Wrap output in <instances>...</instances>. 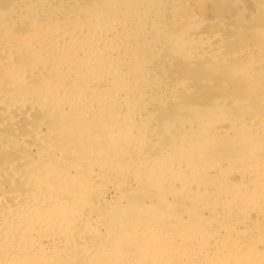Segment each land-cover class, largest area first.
<instances>
[{
	"label": "bare ground",
	"instance_id": "bare-ground-1",
	"mask_svg": "<svg viewBox=\"0 0 264 264\" xmlns=\"http://www.w3.org/2000/svg\"><path fill=\"white\" fill-rule=\"evenodd\" d=\"M15 1L17 4L18 1L24 2V5L20 7L18 4L17 7L14 2L15 4L0 7V28L3 30L13 25L15 20L20 21L23 18L27 19L28 26L20 34L13 30L14 32L9 33V36L0 37V51L5 53L4 58L0 56L2 57L0 79L5 83L4 88L0 89V113L8 118L18 114L26 117L30 114L26 112L35 109L52 114L48 116L52 118L53 123L46 120V123L51 124L49 127L46 126L51 129L46 140L51 141L52 146L54 145L57 155L55 151L54 156L41 153L38 156H31V159L26 162H22L26 156L22 158L23 160L14 157L8 160L7 157L2 158L3 156L0 158V184L5 182V179L6 182L8 179L20 180L22 181L20 186L23 187L15 183L14 185L20 187V190L14 188L0 191V264H264V178L254 177L246 182L242 180L245 185L244 189L241 187L242 191H225L226 189L222 191L220 190L223 187L222 184L219 190L210 189L211 187L204 189L200 184L202 189L199 185L191 189L187 183L191 177H200L197 181L199 183L200 179L202 181L207 179V176L201 177L202 174L208 170L212 172V169L206 171V167L198 164L201 160L193 162L192 159L189 160L188 167L183 161L185 168L175 167L172 166L174 161L172 164L169 149L162 148L163 150L158 152H150L147 149L149 152H145L146 149L143 147L142 152L138 149L133 151L135 157L133 155L134 159L131 158L136 165L132 164L133 169L129 168L132 169L129 175H132L137 185L153 190L154 193H152L157 199L152 195L149 197L151 192L147 191L149 195L143 194L140 187L137 189H141L139 190L141 200L142 195H145L143 198L146 195L149 197L144 201L135 198L138 191H135L137 192L135 197L131 196L134 192L129 191L131 193L129 199H134L125 200L121 191L126 188L120 191L117 187L114 189L115 192L110 194L111 197L103 194L94 201L89 199L91 198L89 193L94 185L100 184L101 189L111 188L113 180L117 182L121 179L118 178L119 170L117 169L118 161L123 153L110 154L107 151L115 149V146L120 144L121 139L118 138L117 133L120 131L128 133L132 126H134L133 129L135 128L132 130L136 142L154 145L162 136L166 139L165 141H169L166 145L174 147L173 156L178 155L177 152L181 157H185L183 155H188L187 152L218 151L214 146H217L219 141L213 134L216 133L213 129L217 128L212 126H217L216 121L224 112L219 109L223 106L224 99L217 100L214 99L216 95H212V98L210 97L211 99L207 101L209 98L207 94V103L212 99L213 102L210 106L206 101L201 102V105H207L203 107L199 105L200 103H196L197 98L194 103L192 99L190 101L186 99L188 102L183 98L182 100L188 104L182 100L178 103L183 102L185 112H183V106L178 108L181 107L184 115H178L177 108L173 110L176 116L171 113L172 110L167 114L163 111L164 115L170 113L174 116L162 115L159 132H156L158 131L156 129L153 130L150 125L152 119H156L155 110L154 112L152 110L151 114L148 108L142 106L144 100H147V94L153 90L151 86L155 85L153 84L155 63L157 62L156 66L159 67V64L163 65L169 61L162 57L163 54L161 56L160 47V52L156 56L150 49L152 45L166 41V44L170 46L167 49L172 53L171 55H179L185 63L199 60L202 55L208 53L206 55H208V61H212L211 66L206 64V67H203L202 63L197 62L199 68L193 71L191 68L188 71L193 74L196 71L205 73L215 70L212 68L214 61L212 55L209 50L203 49L208 36L201 40L200 45L195 40L192 41L196 44L190 39H185L188 38L189 29L199 25L198 21L184 23L175 31L163 30L162 14L159 11L164 6H169L171 9L175 0H73L72 4H66L65 0L64 2L61 0ZM230 1L213 0L212 7L216 13L222 14L224 22L228 20L224 16L232 11L227 4ZM247 1L238 0L237 9L245 12L247 8L250 9ZM45 2L48 3L47 7ZM251 7L255 11L262 10L264 0H257ZM42 9L48 10L45 19L50 21L44 22L45 25L42 24L40 28H37L38 26L37 29L31 28L37 17L45 13ZM253 10L251 8V13ZM56 17L61 19L56 21ZM262 29L264 26L256 28L253 32L259 33L263 31ZM148 32L150 35L146 38L145 34L147 35ZM166 55L169 57L170 54L166 53ZM13 56L18 58L15 59ZM251 60L249 58V61L245 60L246 64H235L233 67L229 61L230 64L225 63L226 66L223 65V68L226 69L227 66L230 68L229 72L227 71L228 75L233 71L242 75L246 73L249 76H255L257 69L250 67L253 65ZM255 62L258 63L259 60ZM208 68L210 71L207 70ZM233 74L229 76L234 78ZM34 75L37 76L36 79L39 78V83H36V86H26L25 81ZM230 77L228 80L232 81L233 78ZM241 78L235 84L242 82ZM161 79L162 76H160ZM183 82L185 80L178 84L182 85ZM160 83L161 81H158V84ZM174 83L173 86L178 85ZM162 86L164 91H167L165 97L170 96L172 100V84ZM235 89L237 87L233 86V90ZM250 89L252 91L254 87ZM229 90L232 91L231 88ZM148 99L151 100L147 101L150 105H154L153 107L156 108V105L158 108L161 107L155 96ZM233 101L241 104L246 99ZM262 101L259 100V102ZM175 102L174 105H176ZM138 119L139 125L136 123ZM219 121L224 120L219 118ZM228 122L231 123L228 124ZM228 122L224 126L225 133L230 130L232 135L236 131L239 132L228 141L231 149L233 146L237 148L240 144L243 148L247 144L245 147L248 146L249 150L259 146L258 141H252L253 139L251 140L247 135H250V132L252 135L253 130H264V120L258 118L245 122L240 120V123L232 120ZM19 139L21 140V137H18ZM227 140L225 139L224 142ZM226 143L225 145L228 144ZM147 144L144 145L146 148ZM161 144L164 145L165 142L162 141ZM208 147L214 150L209 152ZM238 151L240 152L239 148ZM248 153L251 152L248 151ZM236 154H239L237 150ZM245 160H238L239 165L236 163L238 171L241 170L245 175L253 171L250 176H256L255 173L258 176L262 169L264 171V166H257L256 163ZM216 163L219 166L220 161ZM254 166L255 171L252 169ZM211 176L209 175L210 178L207 180H212ZM239 178L238 181L241 182L242 178ZM227 180L229 179L226 178L225 181ZM213 181L214 179L212 182L207 181L206 184L214 186L216 180ZM174 183L177 184L176 187H173ZM234 184L236 186V182ZM153 199L156 200L153 201ZM166 199L176 200L167 202ZM182 200L187 201H184L186 206L183 205L184 202H179ZM178 206H183L186 210L182 211V207L178 209ZM251 211H255L258 218L249 222L250 216L249 218L246 216Z\"/></svg>",
	"mask_w": 264,
	"mask_h": 264
},
{
	"label": "rangeland",
	"instance_id": "rangeland-1",
	"mask_svg": "<svg viewBox=\"0 0 264 264\" xmlns=\"http://www.w3.org/2000/svg\"><path fill=\"white\" fill-rule=\"evenodd\" d=\"M26 1H29V0H26ZM35 1H38L39 2V0H35ZM61 1H63V0H61ZM74 1L73 0H65L66 4H72V3H74ZM175 1L176 2L171 6V9H170L169 6H164V8L161 11H159L162 14V20H163V26H162V28H164L163 30H165V31L174 30L175 31L178 28H180V26H182L184 23L191 22V21H195V20H196V22L198 21L197 23L199 25L193 26L194 29H193V27H191L189 29L188 38L186 37L185 39H188V40L190 39V41L195 40L196 42H199V45H200L201 44V40L207 38V36H208L207 43H204L203 49L209 50L210 54L212 55V57L214 59L213 66H215V67L212 66V68H215V70L212 69L213 71L212 70L210 71L209 68H208L207 70H209L210 72H207V71L206 72L209 73V74H207L206 72L203 73V72H198V71H196V72H194L192 74V73H190L188 71L189 69L191 70V68H192L191 71L196 70L197 67L199 68V66H198L199 64H197V62L198 63H202L201 66H203V67H206V64H209V65L211 64L212 65V63H210L212 61H208L209 58H207L208 55H206L208 53L202 55L199 58V60H194L195 62L193 61V62H190V63H187V62L185 63L184 60L179 55H175V54H174V56L171 55L172 53H170L168 51L169 49H167L170 46H169V44H166V41L165 42H163V41L162 42H159L158 44H156L154 46L152 45L153 47L150 46L151 47L150 49L154 51V53L156 54V56L160 52V49H161V56L163 54L162 57H165L169 61L167 60L168 63L165 62L163 64L164 66L159 64V67L156 66L157 65L156 63L157 62L155 63L154 67H156V68L153 69V74H155V77H154L155 80L153 81V84H155V85H152L151 86V88L154 91L150 88V91L151 90L152 91L149 94H147V100L151 101L148 98L149 97L152 98L153 96H155L157 98L156 101H159V105L161 104L160 105L161 107L158 108L157 105H156V108L153 107L154 105L153 106L150 105V102L147 101L145 98H144L145 99L144 102L142 101L143 102V105L142 106L144 108H148L149 111L151 112V114H152V110H153V112L155 110L154 114L156 113L155 114L156 115L155 116L156 119L155 118H154V120L152 119V121L150 122V125H151V128L153 130L156 129V130H158L156 132H159V127H160V124H161L160 122H162V120H163V118H161L162 115L165 116V117L168 116V115H169L168 117H170V116L173 117L176 112L179 113L178 115H184L183 112H185V109H184L185 107L182 104L183 102L181 104L178 103L179 101L181 102V100L183 98H185V100L188 99L189 101L192 99L193 100L192 103H194L196 101L195 98H197L196 103H198V104L200 103L199 105H201L202 103H205V101H206V99H207L208 96H209V98L207 99V101L212 98L211 97L212 95L219 96L220 98H218V97L215 96L214 99L221 100V101L224 99L223 102H222L223 103V106H221L219 108L221 111L224 110V112H223L224 114L221 111H219V113L220 112L222 113V115L220 114L221 117H219V118H220V120H224L225 123H224V121L223 122L222 121L220 122L219 121V118H218V121H216V122H218V124L215 122L217 124V126L213 125L212 127H216L217 128V129L214 128L215 130L213 129V132L214 131L216 132V133H213V134H215V136L217 137L216 139L219 141L217 144L218 145H222L221 147H223V148H221L218 145L217 146L215 145L214 148H215V150H218L217 152L216 151H212L213 152L212 153L211 150H214V148L210 150L211 147H208L209 149H207V150H210L209 152H211V153H208V151H205V153L204 152H202V153L201 152H192V153H194V155H195V153L197 154V155L194 156V155H192V153L187 152L188 155H185L184 154L183 156H185V157H181L179 155V152H177L179 156L177 154H175L173 156V151H174L173 148L174 147L173 146H170L169 147L168 145H166V144H168L169 141L168 142L165 141L166 139L164 137H162V136H161V139L158 140V142L154 144L155 146L153 144L148 145L147 142H145L148 145V147L151 146L150 148H148V147L146 148V146H144V145H146L145 143H142L140 141L136 142L137 141L136 140V137L134 138V136H133L134 135L133 130L135 128L133 129L134 126H132L131 127V130H129L128 133H127V131L126 132L120 131L119 133H117L118 134V138L121 139V142L119 141L120 144H117L116 145L119 148L115 146V149L113 148L114 150L113 149L112 150L109 149L110 151L109 150L107 151L110 154H113V153H115V154L116 153H123V156L120 157V159H119L120 161H118L119 162L118 164L119 165L122 164V165L121 166L118 165V169H117V170H119V171H117V172H119V173H117V175H119L118 178H121V179L117 180V182L113 180V182H114L113 183V186L114 187L111 186V188L110 187H107V188L101 189V187H99L100 184L94 185L95 187L93 186V189H92V191L94 190L93 193H92V191L89 193L90 196H91V198H89V199L92 200V201H94L98 197H101V195L103 196V194L106 197H108V196L111 197L110 194H113V192H115V190H114L115 187H117V189L120 190V191L123 190V188H126V189H124L121 192L124 195L123 198L125 197V200L128 199V201L134 199V198H132V199H129V198H131L130 197V194L132 192H134L135 194L133 193L131 196L132 197H135L136 196L137 192H135V191H138V194H137V196L135 198H137V200L138 199L141 200V197H140L141 195L139 194V190H141V189L143 191V194L146 193L147 195H149L148 192H151L150 195H149V197L151 195L153 197L154 196L156 197V195L153 194L154 193L153 190H150V188H146L143 185L140 186V184L137 185L135 183L134 179L132 178V175H129L130 173H132L133 166L136 165V163L133 160L134 159L133 158V155H134L133 154L134 153L133 151H136V149H138V151L140 150L142 152V150L144 149L143 147H145V149H146V150H144L145 152H149V151L150 152L151 151L158 152L159 150H163L162 148L167 149V150L169 149V153L172 155L171 163L173 164V161H174V165H172V166H175V167L179 166L181 168H185V164L187 165L189 163V160L192 159V161L194 160L193 162L198 161V160H201L200 162L198 161L199 162L198 164L202 165V167H206V171H207V169H212L211 170L212 172H209V170H208L209 173L206 172L205 174L212 175L211 178H212V180L214 179L213 182H215V180H216L214 186L213 185L211 186L209 184H206L207 181L212 182V180H210V179L207 180L208 178H210V177H208L209 175L202 174V176L200 175L201 177L206 178V176H207V179H206L207 181L205 179H203V181L200 179V181L203 182V183H201V182L198 183L197 182L199 180V178H200L198 176L195 177V178L194 177H191V178L189 177L190 179L187 181V183H188V187L191 188V189H194V188L198 187L197 185L200 184L204 189H206V188L209 189L211 187L210 189H215L216 190V188H217V190H219L222 187V185H223V187L220 189L222 191H224V189H226L225 191H238V190L239 191H242L244 189V187H245V185H243L244 184L243 181H245V182L246 181H249L250 178H254V177L255 178H257V177L258 178L259 177L264 178V171H262L263 169L261 170V173L259 174L261 176H259V175L257 176L256 173L254 174L256 176H250V174H252L253 171H250V174L249 175H247V174L245 175L241 170L238 171L239 170L237 168L238 166H236V163L239 165L238 160H240V159L250 160L249 162L252 161V162L256 163L257 166H260V165H261V167L264 166V147L262 146V145H264V143H262V142H264V140H262V139H264V130H262V129L253 130L254 132L253 131L252 132L254 134L252 133V135H251V132H250V135H247V137L249 136V138L251 140L253 139L252 141H258V143H259L258 145L259 146L262 144L260 146V148H259V146H257L255 149L253 148V149H250L249 150V147L248 146L245 147L247 144L244 143L245 146L244 145L243 146L246 149H244L242 146H240L242 144L237 145V148H235L233 146L232 149H231V147H230L231 145L228 146L229 145V142L228 141L230 139H232L233 137H235L234 136L235 134L238 135L239 132L238 131H236V132L234 131L235 134L233 133V135H232V133H230L232 131L230 130L228 132L229 133V136H228V133L227 132L225 133L226 128L224 127L225 125H227L228 120L229 121L232 120V121H235V122H239L240 120H241V122H245V121H249V120H253V119L254 120H257L258 118H259V120L260 119L261 120H264V112H262V110H264V104H263L264 103V90H263L264 89V73H263L264 72V69H263L264 68V54H263L264 53V29H262L263 31H261L259 33L258 32H256V33L253 32L256 28H259L260 26H264V8L262 10L255 11V10H253L254 8L251 7V6L255 5L256 2H257V0H248L247 3L249 4L250 9L247 8L246 9V12H245V11H243L241 9H237L238 7H236V6H237L238 0H231L227 4L230 6V10H232L233 12L231 11V13L229 12L226 16H224L226 19H228V20H226V22H224L223 21V18H222V14L219 15L218 13H216L215 12V9L212 7L213 6V0H199V1L198 0H180V1L179 0H175ZM14 2L17 4V1H15V0H5V1L4 0H0V7L5 6V5H8V4H11V5L12 4H15ZM18 4L21 7V6L24 5V2H20L19 3V1H18ZM18 4H17V7H18ZM203 4H206L207 6H205ZM251 4H253V5H251ZM45 6L47 7L48 6V3H46ZM251 8L253 10L252 13H251ZM42 10L45 11V13H41V14H43V16L37 17L35 24L31 28H34V29L40 28L42 26V24L45 25V23H47V22L50 21V20L45 19V18H47V14L48 13H46V12L48 10L47 11H46V9H42ZM249 11H250V13H249ZM188 15H190V16H188ZM220 16H221L222 19L220 18ZM60 19H61L60 17H56L55 18L56 21H59ZM160 20H161V18H160ZM40 21H42V23ZM26 22H27V19H24L23 18L20 21H16L15 20L14 23H13V25L7 26V28H4L3 30L0 28V37L3 36V35L4 36H9L11 34V32L13 33L14 31L20 34V32L22 30H24V29L27 28L28 22L27 23ZM251 24L254 27H252ZM241 27L244 29V31H243V29H241ZM149 35H150V33L148 32L147 35L145 34V37L146 38H149ZM200 37H202V38H200ZM53 38H55V37H53ZM195 41H192V42H195ZM196 42H195V44H196ZM159 47H160V49H159ZM164 48L167 49V50H165ZM260 48H261V50H260ZM262 51H263V53H262ZM241 52L244 53V54H242ZM0 53L2 54L3 52L0 51ZM166 53L167 54H170L171 56L170 55H169V57H168V55L165 56ZM1 54H0V56H3V58H4L5 57L4 56L5 53H3L2 55ZM247 56L250 58V60L252 59L250 62H253V65L250 66V67L251 68L253 67V69H257V71H255V72H257L256 75L255 76L251 75L252 76L251 77V76L247 75L246 73L245 74L243 73V75H242V73H237V72L231 71L232 73L230 72L229 75H231V74L234 73L233 74L234 75V78H233V76L230 77L227 74L229 72V69L230 68L227 66V68H226L227 70H226L225 68H223V65H225V63L227 64V62L229 64L231 62V64H230V65H232L231 67H233V65H235V64H242V63L246 64L247 63L246 61H249V58ZM13 57L15 58V56H13ZM205 57H206L207 60L206 59L204 60ZM0 58H1L0 59V61H1L2 60V57H0ZM16 58H18V56H16ZM227 58H228V60H227ZM257 59L259 60L258 63L255 62ZM226 60H227V62H226ZM199 61H201V62H199ZM217 62H219V64ZM220 62L223 63V64H221ZM209 65H208V67L211 66V65L210 66ZM236 66H238V65H236ZM236 66H234V67H236ZM257 67H259V68H257ZM159 69H160V72H158ZM210 69H211V67H210ZM187 71H188V73H186ZM164 72H165V74H164ZM160 76H162V79L161 80H160ZM238 76H239V78H238ZM35 77L37 78V76H35V75L34 76H31V78H33L34 81H32L33 79L30 78V79H28V80L25 81V85L26 86H29V87L36 86L39 83V78L36 79ZM228 77L233 78V80L230 81L231 80L230 78H229L230 80H228ZM240 78L242 79V82H239V83L237 82L238 84H235L236 81H239L240 80ZM244 78H245L246 81L244 80ZM178 80H180L181 82H179ZM182 80H185V82H183L182 85L181 84H178V83H182ZM254 80H256V81H254ZM27 81H28V83H26ZM158 81H161V83L158 84ZM168 82H169V84H172V87H173V89H172V91H173L172 93L173 94L171 93V95H172L171 96L172 97L171 99L172 100H170V96H167V98L165 97V92H167V91H164V88L162 86L163 84L166 85V86L167 85L169 86ZM174 82H176V84H178V85L177 86H173V84L175 85ZM229 82H233V84H231L232 86L229 84ZM246 83L250 84L249 85L250 87H248V84H246ZM240 84L242 85V87H239V86H241ZM4 86H5V83L3 81H1V79H0V89L2 87L4 88ZM233 86H234V88L237 87V89L233 90ZM238 87L240 88L239 90H238ZM251 87L252 88L254 87V89H252V91L250 89ZM160 88L163 89V90H161ZM230 88L232 89L233 92L231 90H229ZM162 92H164V93H162ZM251 92H253L254 94L251 93ZM160 93H162V94H160ZM249 93H251V94H249ZM206 95H207V97H206ZM223 95H225V97ZM259 95H260V97H259ZM159 97H160L161 100L159 99ZM204 97H206V98H204ZM241 98L243 100L246 99V101L242 102L241 104L236 103L235 101H233V100H237V99L239 100ZM162 99H163V101H162ZM261 99H263V101ZM185 100H182V101H185ZM188 100H186V101H188ZM259 100L262 101V102H259ZM186 101L184 103H187ZM207 101H206V103H207ZM174 102L176 103V105H174ZM211 102H213V99L210 100V102H208L207 104H209V106H210V103ZM233 102L235 104H233ZM246 103L248 104V106H250L249 108H247L248 106H246L247 105ZM190 104H191V102H190ZM251 104H252V106H251ZM258 105L259 106L262 105L263 107L262 106L259 107ZM179 106H181V107L183 106L182 107L183 112H182L181 107L178 108ZM201 106L204 107V106H207V105L204 104V105H201ZM252 107H254L255 109H253ZM256 107H258V108H256ZM174 108H177V111L175 113H174L173 110H176V109H174ZM159 109H161V110H159ZM171 110L173 111L171 113H174V114H171L170 115V113H169L168 115H164L163 111L165 112V114H167ZM250 110H251V112H249ZM37 111H38V114H37ZM40 111L41 110L35 109L33 111L26 112L28 114L30 113L29 115L27 114L28 116H26V117H24L23 114H22L23 117L21 116V114H18L17 116L15 115L16 117L15 116L14 117L13 116L12 117L10 116L11 118H8L4 114H1L0 113V140H1V144H0L1 145L0 146L1 147L0 148V158L3 156L2 158H4V159H5V157H7L6 159H8V158H11L12 159L13 157L16 158V159H22L24 156H26V159L27 160L24 159V161H22V162H26V161H28V159H31V156L32 157L33 156H36V155L38 156L41 153L42 154L43 153L44 154L45 153L46 154H51V156H54L53 155L54 151H55V154L57 153V150H55L54 145L53 146L51 145V141L46 140L49 137L50 133H51L50 132L51 129H49L48 127L51 125L49 123H53L52 118L49 117V116H52V114L50 115L49 113H47L44 110H42L43 113L40 112ZM179 111L182 112V113L180 114ZM215 112L218 113V111H215ZM44 114L46 115V117H45ZM154 114H153V116H154ZM229 114H231V115H229ZM176 115L177 114H175V116ZM239 115H241V116H239ZM153 116H152V118H153ZM227 116H230V117H227ZM232 116H234V117H232ZM48 117L51 120L48 119ZM159 117H160V119H159ZM226 117H227V120H225ZM231 117H232V119H231ZM39 118H41V119H39ZM221 118H223V119H221ZM233 118H235V120ZM157 119L159 121H157ZM46 120H48L49 123H46ZM139 122H140V120L138 119V122H136V123L139 125L140 124ZM158 122H159V124H158ZM230 123L231 122H228V124H230ZM220 124H222V125H220ZM46 126H48V127L46 128ZM156 127H158V128H156ZM222 128L224 130H222ZM262 131H263V133H261ZM218 134H223V135H218ZM248 134H249V132H248ZM22 135H23V138H22ZM255 135L257 137L259 135V137L257 138ZM132 136L134 138L133 140H132ZM18 137H21V140L20 139L18 140ZM227 137H229L228 140H227ZM255 137H256V139H255ZM259 138H261V139L259 140ZM225 139L227 140L226 142L228 144L226 142H224ZM130 140H131V143H129ZM162 141H163V143L165 142L164 145L161 144ZM220 141H221V143H220ZM5 143H7V144H5ZM225 143L227 145H225ZM120 145H121V147H120ZM224 145H225V147L226 146H228V147L225 148ZM34 146H35V148H34ZM238 148H239L240 152L243 151V153L240 154V152L238 151ZM240 148H243L244 150L243 149H240ZM126 149H128L131 154ZM225 150H227L229 152L227 153V151H225ZM236 150H237V153H239L241 157L239 156V154H236ZM219 151H221V152H219ZM224 151L226 153H224ZM244 151H246L247 153L245 152V154H244ZM248 151L251 152V153H248ZM214 152H215V154H214ZM24 153H25V155H24ZM229 153H231V154H229ZM128 154H130L131 156L128 155ZM208 155H210L211 158ZM236 155H237V157H236ZM29 156H30V158H29ZM93 156H94V154H93ZM189 156H191V158ZM251 156H253V157H251ZM134 157H135V155H134ZM238 157H240V158H238ZM125 159L126 160L128 159V160L126 161ZM174 159H176L177 161L174 160ZM182 161L185 164H183ZM202 161H204V162H202ZM207 161H208L209 165H208ZM217 161H220V163H218L219 166H217V163H216ZM181 162H182L183 165L181 164ZM125 164H126V167H125ZM132 164H134V165H132ZM229 164H231V165H229ZM128 165L129 166H132V167H127ZM214 165H215V167H214ZM252 165H254V164H252ZM222 166H224V167H222ZM186 167H188V165ZM129 168H132V169H129ZM252 169L254 170V169H256V167L254 166V168H252ZM218 170H220V171H218ZM222 171L225 173V175H224V173ZM238 173H241V174H238ZM213 174H215V175H213ZM216 175H218V176L216 177ZM240 175H243V176L245 175V176L243 178V176H240ZM121 176H123V177H121ZM239 177L242 178L241 179V182L238 181V180H240ZM226 178H228L229 180L225 181ZM194 179L196 180V182H195ZM219 180H222L223 183H222V181L220 182ZM234 180L236 182V186L234 184L235 182H233ZM4 181L5 182H3V183L1 181L2 184H0V187H1L0 188V191L2 189V192H3V189L7 191L8 189L11 190V189H14L15 188V190H18V189L20 190L21 188H23V187L20 186L21 185V182H22L20 180H18V181L17 180L12 181V180L8 179V181L6 182V179H5ZM97 181H99V180H97ZM193 181H194V183H193ZM217 181H219V182H217ZM190 182H192L193 184L190 183ZM15 183L16 184L19 183V186L21 188L18 187L17 185H14ZM175 183H174L173 187H176L177 186V184H175ZM226 183H228V185L230 183V185L228 186ZM114 184H116V186ZM190 184L193 187H191ZM220 184H222V185L220 186ZM200 185H199V187L201 188ZM97 187H98V189H97ZM139 187L141 189H137ZM144 187H145V189H144ZM241 187L243 189H241ZM234 188L237 189V190H235ZM230 189H233V190H230ZM112 190H114V191H112ZM127 192H129V193L127 194ZM147 195H146L145 198H143V196H145V195H142V200L141 201H144L145 199L149 198ZM156 199H157V197H156ZM125 200L123 199V201H125ZM155 200L153 199V201H155ZM172 200L175 201L176 199H171V200L168 199L167 202L172 201ZM184 201L187 202L186 200H184ZM184 201L182 200V201H179V202H182L183 203ZM185 202H184L183 205L186 206L187 204H185ZM122 203H124V202H122ZM148 203H150V202H148ZM180 207H182V211H183V209L186 210V208L183 207V206H178V209ZM251 212L246 216L247 218H249V216H250L249 219L251 221H249V222H252V221L255 220V218L256 219L258 218V214L255 211H251ZM253 213H255V214H253ZM246 217H245V220L248 221V219ZM257 221L259 222V220H257ZM249 222H247V223H249ZM257 224H259V223H257ZM246 230H248V229H246Z\"/></svg>",
	"mask_w": 264,
	"mask_h": 264
}]
</instances>
